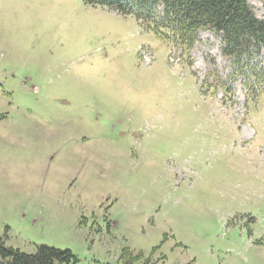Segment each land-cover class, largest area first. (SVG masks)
Wrapping results in <instances>:
<instances>
[{
  "label": "rangeland",
  "instance_id": "374dc122",
  "mask_svg": "<svg viewBox=\"0 0 264 264\" xmlns=\"http://www.w3.org/2000/svg\"><path fill=\"white\" fill-rule=\"evenodd\" d=\"M246 1L264 20V0ZM198 36L183 55L83 0H0L5 246L75 264H264V99L224 85L220 38Z\"/></svg>",
  "mask_w": 264,
  "mask_h": 264
},
{
  "label": "trees",
  "instance_id": "16d2710c",
  "mask_svg": "<svg viewBox=\"0 0 264 264\" xmlns=\"http://www.w3.org/2000/svg\"><path fill=\"white\" fill-rule=\"evenodd\" d=\"M123 16H133L158 39L188 55L199 42L198 33L214 32L221 40V55L228 61L227 82L238 81L247 91L264 97V69L258 56L264 50V20L246 0H83ZM250 95V96H249ZM69 251L38 246L34 254L5 246L0 239V264H75Z\"/></svg>",
  "mask_w": 264,
  "mask_h": 264
}]
</instances>
